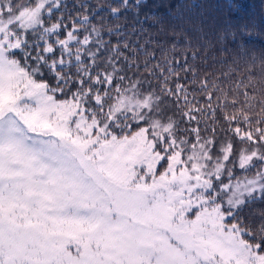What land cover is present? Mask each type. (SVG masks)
<instances>
[{
  "label": "snow or ice",
  "instance_id": "obj_1",
  "mask_svg": "<svg viewBox=\"0 0 264 264\" xmlns=\"http://www.w3.org/2000/svg\"><path fill=\"white\" fill-rule=\"evenodd\" d=\"M142 6L0 0V264H264V214L245 215L264 202V72L240 63L252 33L217 34V74L182 13L165 46ZM127 11L131 32L93 22Z\"/></svg>",
  "mask_w": 264,
  "mask_h": 264
},
{
  "label": "trees",
  "instance_id": "obj_2",
  "mask_svg": "<svg viewBox=\"0 0 264 264\" xmlns=\"http://www.w3.org/2000/svg\"><path fill=\"white\" fill-rule=\"evenodd\" d=\"M64 4L68 5L65 9V14L68 11H72L73 4L77 6L80 0H63ZM92 5H101L104 8L109 6L116 7L119 5L120 0H87ZM132 2V0H130ZM233 3L243 4V8L239 12H233L229 9L228 0H143V6L141 7L140 14L144 12L160 13L164 19V33L159 34V28H151L153 34V40L165 41V46H168L172 40V36L168 33L171 32L174 25L173 13H182L185 17L183 24L184 30L189 36L193 38V44L200 46L201 57L207 56V71L216 72L219 74L222 70H226L225 66L220 63L222 53L220 51L221 44L217 39V34L222 31L228 30L229 22L233 27L238 28L240 24H246L249 31L252 33L250 36H241L240 39L245 44V55L241 59V68L246 71L247 65L252 63L253 56L256 58L255 64H253V70L255 72V78L260 80L262 78V72H264V0H232ZM193 5L189 7V5ZM73 16L75 12L73 11ZM56 15L59 16L60 12L57 11ZM101 15L106 16V20L101 21L100 17L94 18V23H104L106 26H114L115 23L125 25L128 32L132 31V25L136 18L134 11L121 12L118 20H114L111 16H107V13ZM48 23L54 22L47 21ZM200 24L203 28V32L207 34L205 40H200V34L193 30L194 26ZM176 31H180V26L176 25ZM239 35V33H237ZM105 39L108 37L105 35ZM114 39V38H113ZM128 39L137 40L138 37L135 34L129 35ZM183 37H181V42ZM140 43H144V39L139 38ZM207 44L208 47L205 49L203 46ZM155 47V45H153ZM233 47V45H229ZM195 50V49H192ZM223 53L227 56L229 62H231L232 55L236 53ZM156 55L159 57L161 53L157 51ZM143 58V57H141ZM215 61V63H214ZM192 63L203 65L205 62L198 57ZM75 69H73V72ZM49 80V83L54 84L51 80L50 74L45 77ZM71 93H57L55 95L56 100L70 99ZM183 127V125L181 126ZM242 147L237 144L236 148ZM237 176L244 175L241 172L236 173ZM251 175V173H248ZM261 214H264V202H257L245 209V215L254 222V226H259Z\"/></svg>",
  "mask_w": 264,
  "mask_h": 264
},
{
  "label": "rangeland",
  "instance_id": "obj_3",
  "mask_svg": "<svg viewBox=\"0 0 264 264\" xmlns=\"http://www.w3.org/2000/svg\"><path fill=\"white\" fill-rule=\"evenodd\" d=\"M57 101H60V100H57ZM164 167H166V164L164 165ZM164 167H159V166H158L159 171H163V170H164Z\"/></svg>",
  "mask_w": 264,
  "mask_h": 264
}]
</instances>
